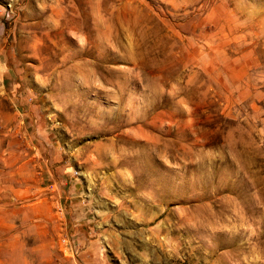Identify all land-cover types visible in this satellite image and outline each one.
<instances>
[{"label": "rangeland", "instance_id": "obj_1", "mask_svg": "<svg viewBox=\"0 0 264 264\" xmlns=\"http://www.w3.org/2000/svg\"><path fill=\"white\" fill-rule=\"evenodd\" d=\"M0 264H264V0H0Z\"/></svg>", "mask_w": 264, "mask_h": 264}]
</instances>
